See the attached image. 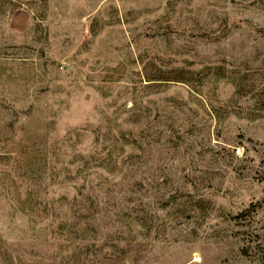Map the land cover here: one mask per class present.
<instances>
[{"label": "rangeland", "instance_id": "1", "mask_svg": "<svg viewBox=\"0 0 264 264\" xmlns=\"http://www.w3.org/2000/svg\"><path fill=\"white\" fill-rule=\"evenodd\" d=\"M0 264H264V0H0Z\"/></svg>", "mask_w": 264, "mask_h": 264}]
</instances>
